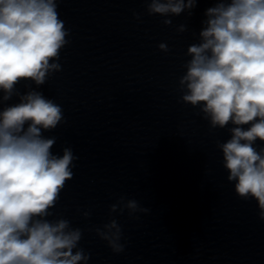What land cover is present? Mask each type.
<instances>
[{"label":"clouds","instance_id":"obj_1","mask_svg":"<svg viewBox=\"0 0 264 264\" xmlns=\"http://www.w3.org/2000/svg\"><path fill=\"white\" fill-rule=\"evenodd\" d=\"M59 0H0V264H88L80 247L83 230L65 218L48 219L66 182L73 178L71 147L53 154L56 137H46L65 122L62 107L41 91L17 90L22 81L37 87L61 71V50L70 31L59 18ZM198 0H146L148 15L190 16ZM137 20L141 14L133 13ZM198 42L179 78L180 102L199 108L211 129L229 124L231 138L217 141L227 180L242 200L257 201L264 221V0H216L204 13ZM163 24L170 26L171 19ZM177 32L187 30L185 24ZM169 52L166 43L158 45ZM247 126V127H245ZM139 219L149 213L135 199H119L109 215ZM79 211V210H78ZM83 216H91V209ZM114 254L125 251L122 226L115 218L92 229Z\"/></svg>","mask_w":264,"mask_h":264}]
</instances>
